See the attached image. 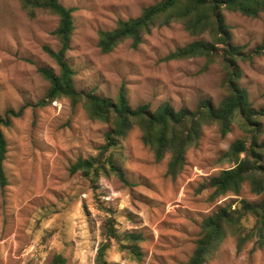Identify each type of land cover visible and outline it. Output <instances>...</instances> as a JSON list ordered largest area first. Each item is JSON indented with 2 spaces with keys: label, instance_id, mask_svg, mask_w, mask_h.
<instances>
[{
  "label": "rangeland",
  "instance_id": "1",
  "mask_svg": "<svg viewBox=\"0 0 264 264\" xmlns=\"http://www.w3.org/2000/svg\"><path fill=\"white\" fill-rule=\"evenodd\" d=\"M74 10L75 31L68 61L78 90L115 99L121 88L133 107L152 110L169 103L176 110H193L200 100L218 105L228 94L220 63L206 66L204 57L167 60L169 54L207 36H191L181 24L155 29L138 48L131 41L110 53L99 48L100 31L120 20L140 16L161 0H60ZM233 41L251 53L264 41V14L250 18L226 11ZM57 17H30L21 0H0V114L21 113L4 128L8 154L4 164L8 186L0 187V264H50L61 255L66 264H96L107 218L121 231L142 233L143 258L123 257L117 244L107 254L119 264H184L192 257L203 221L219 208L244 199L260 202L251 191L211 200L206 179L234 164L225 154L245 136L235 124L223 137L217 125L204 128L198 146L189 150L183 172L167 175L169 156L157 161L132 130L113 152L126 182L115 174L72 173L79 160L100 157L110 126L93 120L83 106L68 99L49 102L50 84L38 69L58 72L45 47L59 49L54 35ZM240 85L256 108H264V53L240 61ZM44 101V103H42ZM264 129V119H262ZM264 139V134L262 135ZM254 221L249 219L250 227ZM207 264H264V247L253 240L238 249L228 237Z\"/></svg>",
  "mask_w": 264,
  "mask_h": 264
},
{
  "label": "trees",
  "instance_id": "2",
  "mask_svg": "<svg viewBox=\"0 0 264 264\" xmlns=\"http://www.w3.org/2000/svg\"><path fill=\"white\" fill-rule=\"evenodd\" d=\"M23 10L32 18L39 13L51 14L58 18V27L54 35L59 41V49L45 47V52L56 62L58 72L49 67L38 69L50 87L46 94L49 102L68 99L72 106L81 105L93 120L110 126L105 134V145L100 157L79 160L71 168L72 173L82 171L87 176L115 174L126 182L125 174L118 165L112 149L126 139L128 134L139 128L142 142L149 147L157 161L169 156L167 175L176 179L187 164V155L191 148L200 143L204 128L217 125L223 137L228 135L237 124L245 136L236 140L225 156L234 166L216 176L206 179L202 189H211V200H217L228 194L241 195L249 184L251 191L264 196V134L262 119L264 108H256L250 100L247 89L240 85L242 69L240 61H247L253 55L264 53V41L251 53L244 46L233 41L231 27L226 20V11L239 12L250 18L264 14V0H161L145 8L136 18L120 20L115 29L100 31L99 48L102 53H110L126 41L138 48L155 29L181 24L194 37L201 38L184 47L177 48L168 55L167 60H184L204 57L206 66L220 63L225 71L223 81L228 94L218 104L204 99L193 110H176L164 103L152 110L149 104L133 107L127 92L121 88L115 99L103 97L94 92L78 90L75 85V72L68 61L75 31L74 10L65 7L60 0H21ZM44 103V101H42ZM21 113V111H20ZM20 113L8 110L0 114V187L8 186L5 161L8 154V142L4 128L12 126L13 119ZM104 227V241L101 243L96 264H119L107 259L114 243L123 257L133 261L143 258L142 233L121 232L113 218H107ZM252 219V226L246 222ZM234 237L241 249L253 240L255 247H264V199L250 202L244 199L219 208L207 217L201 225V236L188 262L184 264H207L220 249L228 237ZM50 264H66V259L58 255Z\"/></svg>",
  "mask_w": 264,
  "mask_h": 264
}]
</instances>
